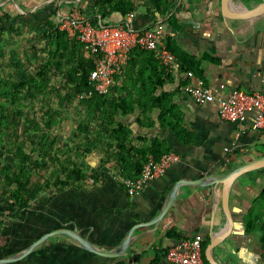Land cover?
<instances>
[{"label":"crops","instance_id":"1","mask_svg":"<svg viewBox=\"0 0 264 264\" xmlns=\"http://www.w3.org/2000/svg\"><path fill=\"white\" fill-rule=\"evenodd\" d=\"M153 3L154 0H137L133 25L145 28L158 24L164 37L170 35L178 47L200 59V77L214 95V101L197 102L182 87L183 82L191 81L186 72L178 70V63L170 71L172 79L164 84L163 90L172 93L183 125L192 133L191 141L182 143L170 129L160 128L157 111L147 117L139 116L141 123L136 121L137 112L120 117L131 129L134 149L160 138L170 151L179 155V160L164 174L150 179L132 195L121 178L134 172L130 170L131 162L135 165L138 156L133 151L123 162L114 158V150L107 156L93 151L78 159L86 172L96 171L97 176L67 187L49 184L54 165L48 162L42 179L33 176L34 183L42 189L22 207L10 198L12 186L6 185L0 173V264H170L166 258L168 248L181 238L195 236L207 242L204 255L207 245L216 240L210 250L212 262L205 255L209 264H264L259 231L248 232L245 228L248 211L264 184V167L247 171L230 184L231 224L227 232L223 184L185 183L204 176L220 177L264 155V128H253L254 111L242 123L223 120L218 112L219 99L232 89L251 93L262 88L264 12L254 17H229L223 13L222 0H173L171 12L178 26L173 29L166 18L151 16ZM263 3L264 0H231L229 11L238 15ZM113 19L119 18L116 15ZM53 140L48 139L49 143ZM70 141L68 145L73 144ZM8 144L6 135H0V148ZM2 151L0 167L14 164L13 156ZM58 155L61 159L66 156L64 152ZM179 180L173 203L151 224ZM59 229L75 231L102 251L115 250L130 231L131 242L121 256L106 257L58 233L46 238L25 257L6 261L22 253L43 234Z\"/></svg>","mask_w":264,"mask_h":264},{"label":"trees","instance_id":"2","mask_svg":"<svg viewBox=\"0 0 264 264\" xmlns=\"http://www.w3.org/2000/svg\"><path fill=\"white\" fill-rule=\"evenodd\" d=\"M136 4L137 0H94L91 12L82 10V13L90 16L92 23L96 22V15H100L104 22H117L134 10ZM172 5L173 0H154L152 9L148 10L155 19L166 18L172 28L177 29L175 15L171 12ZM116 15L119 19H113ZM46 24L48 27L43 31L42 39L46 42L48 51L45 61L35 65V73L32 75L26 71L20 72L17 81L0 77V83H4L3 86L0 85V135L5 134L9 143L7 147L0 148V156L4 153L2 150H5L13 156L14 163L3 164L0 173L4 175L6 185L12 186L10 198L17 205L26 206L40 192L42 186L34 183L32 178L35 175L41 176L48 162L54 165L49 184L53 187H67L75 183L81 184L90 177L96 178V171L86 172L77 161L93 151L107 156L110 150H114V158L120 162L125 161L133 151L138 156L135 165L131 162L130 170L134 172L131 176L123 175V178H134L140 173L142 164L149 155L158 159L171 150L164 139L160 138L152 139L146 147L134 149L131 129L120 117L137 112L136 121L141 123L139 116L147 117L148 113L157 111L160 128L170 129L182 143L191 141L192 133L184 127L182 113L173 103L172 93L163 90L164 84L172 79V74L155 59L151 51L133 48L126 65L114 76L115 84L110 93L103 95L94 89L88 79L94 62L85 54L81 44L58 29L54 21L49 20ZM153 26L157 27L158 24ZM1 32L0 29V34ZM164 40L166 47L176 57L178 70L192 71L200 77V59L178 47L170 35L165 34ZM52 74L60 76L63 88L66 89L60 98V107L67 109L77 100L76 108H80L79 111L83 114L79 116L77 132L71 138L73 146L67 145V150L63 151L66 155L63 159L58 155L60 147L55 145V141L48 142L50 132L61 117L60 110L48 107V103L44 102L46 109L39 118H34L25 114L21 108L31 93H48ZM186 83L183 82L182 87ZM22 119L25 121L19 134L17 130ZM152 122L154 120L150 124ZM29 131L35 132L33 135L37 142L31 139L26 144L23 136L29 134ZM26 137L31 138L30 135ZM68 146L72 156L68 155ZM125 164L121 166L123 170ZM245 228L248 232L259 231L260 243L264 248V184L248 211ZM201 244L203 263L209 264L203 252L207 242Z\"/></svg>","mask_w":264,"mask_h":264},{"label":"built area","instance_id":"3","mask_svg":"<svg viewBox=\"0 0 264 264\" xmlns=\"http://www.w3.org/2000/svg\"><path fill=\"white\" fill-rule=\"evenodd\" d=\"M134 10L117 22H104L96 15L92 23L90 16L82 15L79 10L58 11L56 26L81 44L85 54L91 57L94 67L88 77L94 89L100 94H109L115 84L114 76L126 65L130 51L139 47L151 51L167 70L177 65L176 57L167 47L160 27H135ZM186 76L191 80L183 89L197 102L214 101V95L204 84L201 77L192 71ZM262 88L259 91L246 92L232 89L219 99L218 112L223 120L242 123L248 113L254 111L253 128H264V64L261 71ZM179 155L175 151L162 154L158 159L149 155L142 164L140 173L134 178H121L126 191L132 195L140 191L152 178L164 174ZM202 240L199 236L183 238L170 246L166 258L170 264H202Z\"/></svg>","mask_w":264,"mask_h":264},{"label":"rangeland","instance_id":"4","mask_svg":"<svg viewBox=\"0 0 264 264\" xmlns=\"http://www.w3.org/2000/svg\"><path fill=\"white\" fill-rule=\"evenodd\" d=\"M93 2L94 0H14V2L13 0H0V29L2 31L0 34V77L4 80L17 81L20 72L26 71L33 75L35 67L45 61L48 51V46L42 39V33L48 27L46 22L52 20L56 23L58 11L79 10L84 15L82 10L91 12ZM3 84L0 83L2 86ZM62 88L63 80L60 76L52 74L47 88L48 93L45 95L31 93L29 98L24 100L25 105L21 107L25 114L34 118H39L42 111L46 109L44 102L48 103V107L60 110L61 117L49 134V138H53L55 145L60 147L57 151L59 154L62 153V148L67 150L68 141L77 132L78 118L83 115L79 111L80 108H76L77 100H74L67 109L60 107V98L66 91ZM24 121L22 119L18 126L19 134H21ZM34 133L29 131V134H26L31 138L23 136L26 144L31 139L38 141ZM62 143L66 144L62 145ZM68 152H70L68 155L72 156L73 153L69 151V146ZM32 179L34 182V177Z\"/></svg>","mask_w":264,"mask_h":264},{"label":"water","instance_id":"5","mask_svg":"<svg viewBox=\"0 0 264 264\" xmlns=\"http://www.w3.org/2000/svg\"><path fill=\"white\" fill-rule=\"evenodd\" d=\"M14 2V0H13ZM231 3V0H222V9H223V13L226 15H229V17H254V16H258L259 14L264 12V3L261 4L260 6L249 10L246 13H239L238 15H233L234 13H231V11H229V5ZM264 167V155L253 159L251 161H248L246 163H243L231 170H229L228 172H226L224 175L217 177V178H213V177H209V176H204V177H200L199 179H194L191 181H187L185 182L188 185H194V186H204V185H212V184H216V183H222L223 187H222V204H223V209L225 211V214L228 217V227L226 228V231L228 230V228L230 227L231 224V217H230V213H229V209H228V193H229V188H230V184L232 183V181L237 178L239 175L253 170V169H258V168H262ZM181 183V181H177L174 185V187L172 188L170 194L168 195L166 201L164 202L162 208L159 211V214L157 215L156 219L153 221H150L151 224L156 223L169 209V207L171 206V204L173 203L174 199H175V194H176V188L178 187V185ZM58 233H63L64 235L76 240L78 243H80L83 247H85L86 249H88L89 251H92L94 253H97L99 255L102 256H106V257H119L121 256L125 250L128 248L130 242H131V231L128 233V235L126 237L123 238V240L118 244L117 248L113 251H102L99 249H96L94 247V245H92V243H90L89 240H87L85 237H82L81 235H79L78 233H76L73 230H68V229H59V230H53L50 233H45L42 236H40L36 241H34L33 243H31L22 253H20L17 256L11 257L8 260L6 259V261H15L18 259H21L23 257H25L26 255H28L37 245H39L41 242H43L46 238H48L51 235H55ZM216 243V240H211V242L207 245L206 250H205V255L207 257V259L209 261L212 262L211 260V255H210V250L213 247V245Z\"/></svg>","mask_w":264,"mask_h":264}]
</instances>
